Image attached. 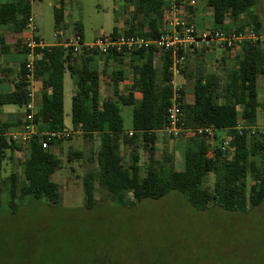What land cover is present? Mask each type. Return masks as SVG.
<instances>
[{"label":"trees","instance_id":"obj_1","mask_svg":"<svg viewBox=\"0 0 264 264\" xmlns=\"http://www.w3.org/2000/svg\"><path fill=\"white\" fill-rule=\"evenodd\" d=\"M125 11L132 15V22L122 34L137 35L147 40H156L162 33L165 0H122ZM29 0H9L0 3V26H8L17 37L18 52L26 56L25 31L32 15ZM257 0H208L213 12L215 29L246 33L251 31L258 40L246 41L236 48L225 49L226 54L239 50L233 68L223 74L207 73L202 69L190 71L192 53L204 56L206 50H191L182 69L188 83H193L192 101L186 100V87L180 107L184 114L185 128L212 129V138L196 132L181 133L184 164L176 167V158H157L159 133L168 124L167 113L172 104V78L169 54L160 52L155 45H148L122 52L110 51L101 54L97 50L78 53L59 44L38 54L34 77L41 84L36 90L41 103L35 115L38 135L28 145L0 133V172L8 154L25 150L21 173H11L0 183V203L7 195L10 209L18 210L20 202L31 197L35 200L60 201L59 186L52 181L61 166V158L53 148L61 146L63 138H53L44 149L43 134L62 133L65 124L64 77L67 72L75 82L72 97V130L86 138L98 137L100 147L96 154L98 167L84 178L85 209L96 207V183L109 193L113 202L123 206H135L144 200L158 201L174 193L182 196L195 210L220 209L246 215L264 204V134L250 128L264 117V91L260 97L258 82L264 83V41H261L262 22L255 11ZM64 3L54 9L57 31L66 28ZM243 16L247 22L236 26ZM229 21V22H228ZM228 22L229 25L226 23ZM75 34L84 41L80 26ZM120 35L118 29L113 36ZM6 35L0 33V45ZM162 56V65L155 67L157 55ZM104 58L105 66L115 62L127 68L131 65L133 80L128 92L123 93L120 84L126 80L124 69L112 72L114 99L101 95L102 77L107 78L106 67L99 71L96 62ZM227 56L222 62L226 63ZM25 59L20 68V81L13 93L0 94V107L17 105L25 107L30 101V84L26 77ZM264 90V88H263ZM137 96L139 98H137ZM132 108V125L125 128L123 108ZM245 123L239 129L240 122ZM22 125V124H21ZM131 133V135H130ZM225 142L228 146L222 149ZM142 145L147 157L145 176L142 175L138 149ZM122 146L131 148V163L125 165ZM79 152L71 157L80 156ZM260 158V163L256 160ZM214 176L215 189L206 186L207 178ZM250 176L251 182L248 181ZM264 245V240H262Z\"/></svg>","mask_w":264,"mask_h":264},{"label":"rangeland","instance_id":"obj_2","mask_svg":"<svg viewBox=\"0 0 264 264\" xmlns=\"http://www.w3.org/2000/svg\"><path fill=\"white\" fill-rule=\"evenodd\" d=\"M59 0H34L33 12L38 35L49 43H61L75 35L80 26L86 42L96 38L121 34L131 23L132 15L125 11L122 0H68L69 14L63 37L55 26L54 6ZM196 7L205 14L206 28H211V9L208 0H196ZM264 21V0H257L254 8ZM202 35L201 23H196ZM208 32L209 29H206ZM204 56L192 53L190 71L202 69L207 73L223 74L233 68L222 62L223 48L210 45ZM115 65V70L118 69ZM131 65L126 75L133 76ZM132 80V79H131ZM183 82L182 77H178ZM122 85L121 91L128 92ZM191 98L193 83H184ZM264 83L258 82L263 96ZM76 86L67 72L64 77V107L67 135L61 146L53 148L61 158V166L52 175L59 186L60 201L49 202L31 197L20 202L18 210L10 209L7 195L0 203V264H264V204L246 215L220 209L195 210L182 196L144 200L135 206L113 202L109 193L96 183V207L85 209L84 178L97 169L96 154L99 138H86L72 128V97ZM102 97L114 99L112 88L102 85ZM125 128L132 125V108H123ZM255 131H264L261 114ZM157 158H176V167L183 168L181 140L160 132ZM81 155L71 157V153ZM123 162L131 163V148L122 146ZM142 175L145 176L147 157L142 145L138 149ZM26 151L8 154L0 172V183L11 173H21V162ZM260 163V158H256ZM248 181L251 182L250 176ZM206 186L215 189L214 176L207 178Z\"/></svg>","mask_w":264,"mask_h":264},{"label":"built area","instance_id":"obj_3","mask_svg":"<svg viewBox=\"0 0 264 264\" xmlns=\"http://www.w3.org/2000/svg\"><path fill=\"white\" fill-rule=\"evenodd\" d=\"M29 1L30 3L33 2V0ZM196 4V0H165L163 31L154 41L147 40L137 35L125 36L121 33L117 36H101L96 38L93 42H85L82 41L80 36L75 34L58 44L65 48H71L76 53L81 50H97L102 55L107 54L110 51L122 52L127 50L130 52L137 48L155 45L160 52L170 55L172 64L170 69L172 78L168 83L169 87L172 89V104L167 113L168 124L161 132L171 138H177L184 132H196L200 135H207L212 138L214 135L212 129L199 128L190 130L185 128L184 114L180 107L185 87L184 82L178 81V77H182V69L186 63L187 54L191 50H201L209 47L211 44L214 45L217 43L223 49H232L242 45L246 41L255 42L258 40V37L251 31H247L246 33H236L234 31L219 29H213L202 35H198L196 26L184 16L186 9H195ZM58 35L61 38L64 36V33L58 31ZM24 38L26 42L25 78L30 84V101L25 105V115L20 130L12 133L11 136L14 140H18L20 143L28 145L33 137L38 135L35 124V115L37 111L33 103L35 98V85L37 83L34 77L35 63L38 54L54 45L46 44L37 36L32 16L27 24ZM238 128L244 129L245 123L243 121L240 122ZM250 129L252 134L256 133L253 127ZM262 133L264 134V131H262ZM67 134V131L62 133L43 134L46 137L45 140H42L43 148L47 149L49 147L51 139H60ZM227 146L228 142H225L222 149L225 151Z\"/></svg>","mask_w":264,"mask_h":264},{"label":"crops","instance_id":"obj_4","mask_svg":"<svg viewBox=\"0 0 264 264\" xmlns=\"http://www.w3.org/2000/svg\"><path fill=\"white\" fill-rule=\"evenodd\" d=\"M7 1H9V0H0V3H4ZM67 1L68 0H59L57 5L54 6V9L59 8L60 5L62 4V2L64 3L65 24L69 23V21H68L69 14L66 11ZM31 5H32V15L31 16H32L34 24H35L37 36L39 38H41L48 45L58 44V43L46 42V40L43 37L38 35V27H37V25L35 23V19H34L33 2ZM256 6H257V4H256ZM205 14L206 13H204L203 11H199L198 7H195V9H188L187 8L185 13H184V16L191 23H193L195 26H196V23L198 25V22H200L202 25L201 26L202 33H205V31H207L206 29H209V30L215 29L214 20H213V12H211V14H209L212 17L211 28H206L207 24L204 22L205 21V19H204ZM260 20L262 22V27L260 29L261 36L259 37V39L261 41H264V21L261 18H260ZM228 22L226 23L227 25H229ZM246 22H247V17L243 16L240 20H238V22L236 23V26L240 27L242 24H245ZM9 31H10V28L8 26H0V33L6 35L5 36L6 37L5 44L3 46L0 45V94L13 93L16 90V84L21 79L20 78L21 64L23 63V61L25 59L24 54L18 52V48H21V45L18 46V48H16L17 46L15 45V43H16L17 37L15 35L11 34V32H9ZM84 41L86 42L85 39H84ZM222 53L224 54V56H227L226 64H228V66L231 65L233 67L236 64L237 56L241 55L239 50H233L227 54H226V51L223 50ZM115 65H116V63L111 61L105 66L104 58H99L98 62H96V67L99 69V71H102L105 67H106V71H107V78L104 80V78L102 77L101 95H102V85L103 84H106L107 87L113 89V84H112V82H110V77H111L112 72L115 70L114 69ZM161 65H162V56L158 54L156 56L155 67L160 68ZM117 68L124 69L125 74H126V68H124V66L121 65V66H118ZM131 79L133 80V76L131 77ZM131 79H130L129 75L128 76L126 75V80L120 84V89H122V85L124 87L127 86L126 88H128L132 83ZM182 79H183L184 83L187 82V80L184 76H182ZM74 84H75V82H74ZM40 87H41V84L36 83V85H35V98L33 100L36 111H38V108H39L40 103H41L40 97L37 96V94H36V90L40 89ZM192 97L193 96H191V98H190L189 93H187V87H186V100H187V102H191ZM137 98H139V97L137 96ZM24 115H25V107H19L17 105L1 106L0 107V133H1V131H5L4 136L7 138L13 139L11 134L20 130L22 121L24 119ZM68 129H66L65 131H67ZM16 141L18 143H20L18 140H16Z\"/></svg>","mask_w":264,"mask_h":264}]
</instances>
